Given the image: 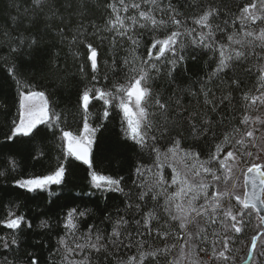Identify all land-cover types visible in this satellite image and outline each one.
<instances>
[{
	"label": "snow or ice",
	"instance_id": "1",
	"mask_svg": "<svg viewBox=\"0 0 264 264\" xmlns=\"http://www.w3.org/2000/svg\"><path fill=\"white\" fill-rule=\"evenodd\" d=\"M107 9L101 26L89 17L90 0H8L0 24V53L7 55L0 60L18 98L16 118L0 142V177L10 178L18 194L52 195L53 186H68L69 157L87 166L90 190L72 194L69 189L60 217L63 234L53 255L62 264H197L189 259L194 252L228 264L232 238L214 226L226 233L231 221V229L240 233L251 212H264V163L247 167L242 195L235 175L238 160L252 157L248 149L257 147L259 129L251 125H264V119L248 114L253 106H264V0L232 5L185 0L183 6L173 0H109ZM145 35L151 39L141 57L136 53ZM105 40L113 47L126 42L133 54L113 59L111 75L106 72L101 84L98 49ZM56 47L79 61L81 76H90L77 93L82 130L75 133L62 126L50 93L23 78L25 67L42 75L59 69L52 55ZM188 48L193 59L197 49L208 53L214 67L185 88L178 68ZM229 71L225 79L222 74ZM252 80L257 83L248 87L245 81ZM92 108L98 109L95 127L89 123ZM117 110L123 138L148 157L135 166L131 187L122 183L124 177L100 174L93 165L96 133ZM229 116L237 123L229 126ZM45 129L59 133L61 162L48 174L15 178L17 157L38 137L47 138ZM195 141L211 147L205 151ZM43 156V151L32 153L33 159ZM108 193L123 197L121 204L114 210L106 205L81 231V224L95 215L88 206L92 201L82 196L108 200ZM260 221L264 224V215ZM40 227L50 224L41 221ZM24 228L31 229V221L9 207L0 218V264H17ZM169 238L182 241L177 255L172 254L177 244L168 243ZM260 238H252L250 258ZM157 240L163 245L154 246ZM27 255L28 264H38ZM258 255L264 257V246Z\"/></svg>",
	"mask_w": 264,
	"mask_h": 264
},
{
	"label": "trees",
	"instance_id": "2",
	"mask_svg": "<svg viewBox=\"0 0 264 264\" xmlns=\"http://www.w3.org/2000/svg\"><path fill=\"white\" fill-rule=\"evenodd\" d=\"M108 2L109 0H90L89 17L101 26L104 25L109 14V10L107 9ZM173 2L177 6L185 5V0H173ZM196 2L200 3L201 0H196ZM224 2L232 5L233 3L242 4L245 0H224ZM7 3L8 0H0V24L4 22V17L7 13ZM188 3H192V0H188ZM186 10V8H181V11ZM129 14H131V10ZM150 39L151 37L148 35L143 37L141 46L136 54L141 57L144 55L146 44ZM96 43L99 44V41H96ZM98 52L99 79L101 84L104 83L103 76L106 72L111 75L109 69L113 59L122 61L126 56L133 54L128 43H118L116 47H113L107 40L99 47ZM195 53L196 58L193 59L192 49L188 48L185 53V62L178 68V71L182 73L180 78L182 87H191L195 81L206 77L214 67L213 59L209 58L208 53H202L198 49L195 50ZM0 55L6 56L7 54L5 52L0 53ZM52 55L54 61L60 65L59 69H54L46 75H42L35 69L25 67L23 78L29 82L34 80L37 87L50 93V103L55 112L61 114L63 120L62 126L66 130H71L74 133L81 131L82 121L81 113L77 107V93L82 90L84 85L89 83L90 76H81L78 71L79 61L71 58L67 54L66 48H53ZM83 55L82 51L81 59H83ZM222 75L225 79H228L231 72L229 71ZM245 83L248 87H252L257 82L252 80L251 84L248 81H245ZM236 95H239V93H236ZM17 98L16 84L7 76L3 60H0V142H3L5 135L10 132L12 120L16 118ZM252 109L249 110V115ZM97 110V108L91 109L92 117L89 123L93 127L97 124ZM240 118H242V115ZM236 123L237 121L233 120L231 116L228 117L227 124L229 126ZM241 128H245V126H241ZM120 129L121 120L117 110L112 113L108 120L103 121V127L96 133L92 149L93 165L94 170L100 174L113 176L114 178L124 177L122 183L131 187L135 166L142 158L147 161L148 157L140 153L139 149L131 141H126ZM45 132H47L46 129ZM58 135L59 133H57ZM57 136H53L51 132H47V138L44 136L38 137L33 142L31 149L26 148L23 154L17 157L20 167L13 176L19 179L33 175L48 174L50 170H53L61 162L62 158L60 142ZM189 142L191 143L192 141ZM195 143L200 144L205 151L211 147L210 144H201L199 141H195ZM39 151H43L44 156L39 159H33L32 153ZM65 167L67 169L66 179L68 186L60 188L53 186L52 195H49L47 192L18 194L17 190L12 187L10 178L0 177V218L3 217L9 207H12L18 214H24L26 219L32 223L31 229L24 228L19 235L20 249L17 264H28L29 256L27 253H31L32 256L36 257L38 264H62L61 258L58 255H53V253L58 246L59 236L63 234L60 217L66 211L64 206L68 203L67 196L69 195V189H71L72 194L77 192L83 194L90 190L86 165L69 157L65 162ZM165 171L170 172L171 169H165ZM5 181L7 182L5 183ZM107 196L108 200H104L99 194L93 197L82 196L84 201H92L88 206L93 210L95 215L89 216L81 224V231H83L89 221L99 217L106 205L110 210H114V205L121 204L123 199V197L116 193H108ZM41 221H47L50 227L47 229L41 228ZM254 221V213L251 212V215L245 218V223L240 233H235L231 229V221L228 222L229 228L226 233L225 229L219 225L214 226L222 234H226L232 238L229 242L230 251L227 253L229 256L231 255V260L228 264L240 263L246 256V250H243V248L249 246L250 244L248 243H251L252 238L259 233V231L256 233ZM163 243V241L157 240L154 242V246H162ZM168 243L177 244L172 253L173 255H177L179 244L182 241L169 238ZM217 247L221 246L218 245ZM210 249H208L209 253L211 252ZM196 251L198 252V249ZM203 255L207 257L205 253ZM191 257L199 264L205 262L204 260L198 262L196 252ZM261 259H264V257H258L256 264H260ZM220 264L222 263L220 262Z\"/></svg>",
	"mask_w": 264,
	"mask_h": 264
},
{
	"label": "rangeland",
	"instance_id": "3",
	"mask_svg": "<svg viewBox=\"0 0 264 264\" xmlns=\"http://www.w3.org/2000/svg\"><path fill=\"white\" fill-rule=\"evenodd\" d=\"M253 107L254 108L252 109L250 116H252V117L259 116V117H261V119H264V106L256 105ZM251 127L254 129H259L258 131H255V133H254V135H255V141L254 142L256 143L257 147L248 149V150L252 151V153H253L252 157L244 156V157L240 158L237 162V167L235 169V175L240 177V179L238 181V188L236 191H237V194H240V195L243 194V190H244V188H243V176L247 170V167L251 166L253 163H257V164L264 163V151L261 150V149H264V125L253 124V125H251ZM235 203H236L235 200H233L232 204H235ZM253 213H254V217H255L254 226H255L256 233L259 231V233H257L256 235L260 236L261 238L257 240V249L255 252H252V256H251L249 264H256L258 257L260 258L258 253H260L262 251V246H264V235H262V233H264V224H261V221H260L257 213L254 211H253ZM248 244L251 245L250 242ZM250 245L243 248V250L244 249L246 250V256L243 258L242 261L246 260V258L248 257V255H249L248 250L250 249ZM186 251H187V249H186ZM197 258H198V262H200V260L205 261L204 263H201V264L218 263L215 260L209 261L208 256L205 257L203 255V253H201V252L199 255H197ZM189 259L191 261H195L193 257H190ZM185 264H188V261H186ZM197 264H199V263H197ZM236 264H240V263H236Z\"/></svg>",
	"mask_w": 264,
	"mask_h": 264
},
{
	"label": "water",
	"instance_id": "4",
	"mask_svg": "<svg viewBox=\"0 0 264 264\" xmlns=\"http://www.w3.org/2000/svg\"><path fill=\"white\" fill-rule=\"evenodd\" d=\"M246 173V172H245ZM243 185H244V176H243ZM258 215V217H259V219H260V216H262V215H264V212H261V213H259V214H257ZM256 236H258V235H256ZM251 256H252V253H251ZM250 256L248 255V257L246 258V260H244L242 263H240V264H249V262H250Z\"/></svg>",
	"mask_w": 264,
	"mask_h": 264
},
{
	"label": "bare ground",
	"instance_id": "5",
	"mask_svg": "<svg viewBox=\"0 0 264 264\" xmlns=\"http://www.w3.org/2000/svg\"><path fill=\"white\" fill-rule=\"evenodd\" d=\"M248 252H249V250H248ZM249 254V253H248ZM243 262V261H242ZM242 262H240V263H242Z\"/></svg>",
	"mask_w": 264,
	"mask_h": 264
}]
</instances>
